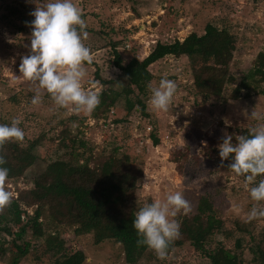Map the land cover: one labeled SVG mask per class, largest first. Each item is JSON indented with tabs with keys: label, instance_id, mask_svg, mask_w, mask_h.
<instances>
[{
	"label": "rangeland",
	"instance_id": "obj_1",
	"mask_svg": "<svg viewBox=\"0 0 264 264\" xmlns=\"http://www.w3.org/2000/svg\"><path fill=\"white\" fill-rule=\"evenodd\" d=\"M74 3L86 23L84 43L90 48V61L98 67L102 79L111 80V84L101 85L94 75L95 67L83 64L87 75L82 87L98 93L112 89L119 94L108 110L85 113L73 112L70 107L60 108L36 82L20 75V58L30 52L31 26L26 22L33 19L29 13L35 4L26 0H0V123H9L14 117L19 119L24 138L18 143L23 146L39 140L34 166L20 179L6 180L11 199L32 188L33 179L53 161L71 158L75 163L94 167L105 157L128 156L132 171L141 172L139 188L129 203L134 213L145 203L180 191L189 202L190 211L178 213L174 219L179 222L183 216L193 215L198 198L205 196L223 218L226 229L233 233L229 238L215 235L211 248L221 243L233 250L235 240L241 238L244 264H250L248 236L237 232L236 224L253 232L264 226V218L246 221L245 213L255 202L249 199L244 177L228 168L229 158L221 161L217 145L225 132L235 142V136L247 135L249 128L261 122L247 118L251 110L264 117L261 94L264 83L246 79L257 55L264 53V0H74ZM207 24L228 31L233 51L229 80L220 97L205 100L198 96L187 58L167 56L148 70L152 75L149 88L155 87L161 76L176 83L169 109L154 112L148 103V88L147 95L142 97L147 117L135 107L123 121L126 97L122 89L126 79L112 66L111 50L106 46L112 40H119L123 63L132 57L142 60L156 42L182 41L193 32L202 35ZM125 44L130 49H123ZM244 80L250 88L236 93ZM36 93L40 102L33 105L30 101ZM136 95L134 90L128 98L134 100ZM225 119L231 122L230 126H225ZM152 133L159 139L157 146L152 144ZM235 204L239 205L238 209L234 208ZM4 208H0V213ZM46 232V236L52 232L59 234L68 252L82 251L84 264H125L120 244L112 240L94 244L92 234L75 235L68 226L49 227ZM5 240L9 242L10 238ZM17 243L29 244L28 253L19 264L52 263L54 255L46 252L44 237L37 239L28 232ZM5 247L12 252L11 245L7 243ZM11 254L16 255L15 251L7 255L0 252V264H10ZM138 264L209 262L184 244L167 250L164 259L148 248Z\"/></svg>",
	"mask_w": 264,
	"mask_h": 264
},
{
	"label": "trees",
	"instance_id": "obj_2",
	"mask_svg": "<svg viewBox=\"0 0 264 264\" xmlns=\"http://www.w3.org/2000/svg\"><path fill=\"white\" fill-rule=\"evenodd\" d=\"M119 47V40H112L106 49L111 50L112 66L126 79V86L122 89L126 97L123 121H126L135 107L141 115L147 117L142 97L147 95L152 80L148 68L167 56L187 58L192 85L196 94L205 100L220 97L223 86L229 80V68L233 59L230 35L228 31L212 24L204 27L202 35L193 32L182 41L175 40L169 44L156 42L152 51L142 60L132 57L127 63H123ZM84 64L95 67L94 75L101 85L111 84V80L100 77L99 69L93 62L87 61ZM246 79L258 84L264 83L263 52L257 55L255 66ZM249 88L250 85L244 80L235 92ZM134 90L137 95L132 100L128 97L134 94ZM98 94L100 103L93 113L110 109L119 95L112 89ZM261 94L264 96V90ZM151 137L153 146H157L158 137L153 133ZM38 145L39 140L28 142L25 146L16 141L0 145V154L6 160L4 166L9 169L7 180L22 178L34 166L37 161L35 149ZM229 161L231 162L230 157ZM260 178L262 177L257 176V179ZM140 179L141 172L132 171L128 156L105 157L94 167L87 163H75L71 158L47 164L33 179V187L19 192L0 213V252L7 255L15 251L16 255L10 256V264H19L20 259L27 255L29 244L21 245L17 242L22 241L30 232L37 239L44 237L46 252L54 255L51 264H84V253L68 252L59 234L52 232L46 236L49 227L68 226L73 228L75 235L92 234L94 244L106 240L120 244L125 264H138L148 247L137 243L142 237H138L132 227L135 213L129 203L134 199ZM178 224L179 236L169 244L168 250L173 246L187 244L205 257L209 264H244L241 238L235 240L233 250L221 243L211 248L210 242L215 235L229 238L233 233L226 229L223 218L207 197L200 196L195 213L183 216ZM236 226L237 232L248 236L250 264H264V226L253 232L240 223ZM6 237L10 238L9 242H6ZM7 243L13 247L12 252L10 248L3 249V245Z\"/></svg>",
	"mask_w": 264,
	"mask_h": 264
},
{
	"label": "clouds",
	"instance_id": "obj_3",
	"mask_svg": "<svg viewBox=\"0 0 264 264\" xmlns=\"http://www.w3.org/2000/svg\"><path fill=\"white\" fill-rule=\"evenodd\" d=\"M35 4L29 13L33 17L31 26L30 52L20 58V75L36 82L44 89L54 104L60 108L70 107L73 112L89 113L100 103L98 91L82 87L86 78L84 62L91 60L90 48L84 43L87 37L86 23L80 8L74 0H26ZM176 91V83L161 76L155 87L149 88L148 103L154 112L169 109ZM40 102L39 93L30 101ZM247 118L260 120L248 129L247 135L233 136L224 133L217 145L221 161L231 158L228 168L244 177L249 199L255 203L245 213L246 221L264 218V117L251 110ZM230 121L224 120L226 127ZM20 121L12 118L9 123H0V145L8 141H22L24 131ZM5 157L0 154V208L11 203V193L5 183L9 169ZM257 176H261L257 180ZM234 208H239L238 204ZM190 204L182 192L172 191L163 199L145 203L136 212L132 221L138 237V244L146 245L156 256L164 259L169 244L179 236V224L174 217L187 214Z\"/></svg>",
	"mask_w": 264,
	"mask_h": 264
},
{
	"label": "built area",
	"instance_id": "obj_4",
	"mask_svg": "<svg viewBox=\"0 0 264 264\" xmlns=\"http://www.w3.org/2000/svg\"><path fill=\"white\" fill-rule=\"evenodd\" d=\"M123 49H130V45L129 44H125ZM90 125H92V122H90ZM148 131H149V129H148Z\"/></svg>",
	"mask_w": 264,
	"mask_h": 264
}]
</instances>
